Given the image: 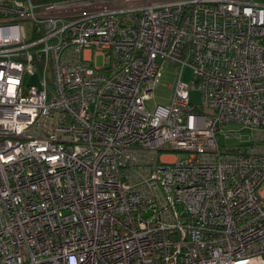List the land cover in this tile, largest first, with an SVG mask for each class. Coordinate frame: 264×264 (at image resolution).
Returning a JSON list of instances; mask_svg holds the SVG:
<instances>
[{
    "label": "built area",
    "instance_id": "obj_1",
    "mask_svg": "<svg viewBox=\"0 0 264 264\" xmlns=\"http://www.w3.org/2000/svg\"><path fill=\"white\" fill-rule=\"evenodd\" d=\"M0 264H264V0H0Z\"/></svg>",
    "mask_w": 264,
    "mask_h": 264
},
{
    "label": "rangeland",
    "instance_id": "obj_2",
    "mask_svg": "<svg viewBox=\"0 0 264 264\" xmlns=\"http://www.w3.org/2000/svg\"><path fill=\"white\" fill-rule=\"evenodd\" d=\"M103 64V59L98 56L96 58V65L100 66ZM180 74H181V81L183 83H186L190 86L189 88V99L192 103L198 104L200 103V93L196 86L193 84V72L189 65H183L182 68H180ZM162 70H163V76L161 78L159 86L155 89L154 95L152 100H149L146 102V108L148 110H152L153 106L156 104H165L167 102V99L169 95L171 94V86L173 83V67L169 65L168 63L162 64ZM48 84H50V77L47 79ZM239 126L232 122H228L225 125V130H239ZM242 134V140H239L238 138H233L231 140H224L223 142L226 144H230L232 147L235 145H238L239 142L245 141V134Z\"/></svg>",
    "mask_w": 264,
    "mask_h": 264
},
{
    "label": "trees",
    "instance_id": "obj_3",
    "mask_svg": "<svg viewBox=\"0 0 264 264\" xmlns=\"http://www.w3.org/2000/svg\"><path fill=\"white\" fill-rule=\"evenodd\" d=\"M35 1H37V0H35ZM38 1H50V0H38Z\"/></svg>",
    "mask_w": 264,
    "mask_h": 264
},
{
    "label": "water",
    "instance_id": "obj_4",
    "mask_svg": "<svg viewBox=\"0 0 264 264\" xmlns=\"http://www.w3.org/2000/svg\"><path fill=\"white\" fill-rule=\"evenodd\" d=\"M149 215V213H147V216Z\"/></svg>",
    "mask_w": 264,
    "mask_h": 264
}]
</instances>
